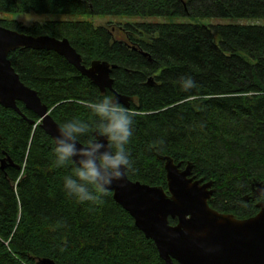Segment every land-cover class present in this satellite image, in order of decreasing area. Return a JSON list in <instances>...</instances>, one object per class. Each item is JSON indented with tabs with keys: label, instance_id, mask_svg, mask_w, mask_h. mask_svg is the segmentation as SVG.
I'll use <instances>...</instances> for the list:
<instances>
[{
	"label": "trees",
	"instance_id": "16d2710c",
	"mask_svg": "<svg viewBox=\"0 0 264 264\" xmlns=\"http://www.w3.org/2000/svg\"><path fill=\"white\" fill-rule=\"evenodd\" d=\"M30 13L196 22L128 24L117 38L90 21L27 27L4 18ZM207 19H264V0H0V26L68 39L86 67L116 66L114 91L134 113L130 180L167 191L169 157L214 183L212 209L246 220L259 213L253 185L264 183V26L199 23ZM9 59L59 125L76 118L92 126L82 142L96 120L88 104L115 97L55 52L19 49ZM189 75L197 87L185 92L179 80ZM18 107L26 118L0 105V264H166L113 192L86 203L65 193L72 166L55 165L54 140Z\"/></svg>",
	"mask_w": 264,
	"mask_h": 264
},
{
	"label": "water",
	"instance_id": "95a60500",
	"mask_svg": "<svg viewBox=\"0 0 264 264\" xmlns=\"http://www.w3.org/2000/svg\"><path fill=\"white\" fill-rule=\"evenodd\" d=\"M19 49L57 53L102 94L111 91L120 105L129 107L128 98L114 91L112 74L116 66L95 61L86 67L68 39L34 37L0 26V105L24 117L18 103L24 104L39 117L42 130L54 142L60 125L38 93L21 81L9 59ZM162 160L167 172V191L129 177L107 190L113 192L116 203L132 216L145 237L155 243L160 258L166 264H264V202L258 204L260 212L250 219L222 214L209 205L215 192L213 182L193 176L192 165L182 168L169 157ZM6 167L4 160L1 169ZM251 197H264V183L253 185ZM170 219L177 224L171 225ZM40 263L56 264L51 260Z\"/></svg>",
	"mask_w": 264,
	"mask_h": 264
},
{
	"label": "clouds",
	"instance_id": "9594fccd",
	"mask_svg": "<svg viewBox=\"0 0 264 264\" xmlns=\"http://www.w3.org/2000/svg\"><path fill=\"white\" fill-rule=\"evenodd\" d=\"M179 84L185 92L197 87L190 75L181 77ZM87 107L96 117L91 135L82 142L81 138L86 137L92 126L76 118L68 119L59 126L54 147L55 165L58 168L72 166L63 176V190L81 203L95 201L97 194L126 181L133 170L128 146L134 135V113L111 96L89 103Z\"/></svg>",
	"mask_w": 264,
	"mask_h": 264
},
{
	"label": "rangeland",
	"instance_id": "374dc122",
	"mask_svg": "<svg viewBox=\"0 0 264 264\" xmlns=\"http://www.w3.org/2000/svg\"><path fill=\"white\" fill-rule=\"evenodd\" d=\"M7 19H15L22 23L24 26L31 27L34 24H45L51 21H90L96 27H108L110 30H114L117 34V38L124 36L122 29L128 24L138 23H150V24H163V23H194L191 19L184 18H168V17H150V18H131V17H90V16H75V15H53V14H36L30 13L26 15H12L4 16ZM39 21V22H38ZM199 23L203 25H215V24H229V23H241L245 25H261L264 26V19L251 20V19H232V20H216L207 19L201 20ZM118 29V32L116 31ZM186 168V167H185ZM237 218V217H236Z\"/></svg>",
	"mask_w": 264,
	"mask_h": 264
},
{
	"label": "flooded vegetation",
	"instance_id": "af4514ba",
	"mask_svg": "<svg viewBox=\"0 0 264 264\" xmlns=\"http://www.w3.org/2000/svg\"><path fill=\"white\" fill-rule=\"evenodd\" d=\"M255 200H257L256 202V205H257V207H258V204H260V203H262V202H264V197H259V198H256ZM259 208V207H258ZM259 212H260V208H259ZM244 220V219H243Z\"/></svg>",
	"mask_w": 264,
	"mask_h": 264
},
{
	"label": "bare ground",
	"instance_id": "6f19581e",
	"mask_svg": "<svg viewBox=\"0 0 264 264\" xmlns=\"http://www.w3.org/2000/svg\"><path fill=\"white\" fill-rule=\"evenodd\" d=\"M20 79H21V78H20ZM22 117H23V116H22ZM23 118H26V117H25V115H24V117H23ZM40 126H41V124H40ZM1 162H2V161H1ZM9 163H10V162H9ZM261 183H262V182H261Z\"/></svg>",
	"mask_w": 264,
	"mask_h": 264
}]
</instances>
